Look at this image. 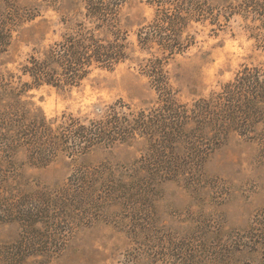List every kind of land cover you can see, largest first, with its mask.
Here are the masks:
<instances>
[{
    "label": "trees",
    "instance_id": "obj_1",
    "mask_svg": "<svg viewBox=\"0 0 264 264\" xmlns=\"http://www.w3.org/2000/svg\"><path fill=\"white\" fill-rule=\"evenodd\" d=\"M20 1L0 0V55L8 51L18 21L32 17ZM78 3L81 20L71 32L26 59L21 73L29 81L0 74V160L6 163L0 165V226L20 229L10 251L3 255L0 249V264H52L82 208L147 206L158 184L201 176L208 156L233 134L264 153V64L244 66L219 91L191 103L176 99L166 70L169 61L196 43L194 24L209 21L221 29L220 16L228 21L235 10L224 15L227 7L217 0H145L153 11L150 20L132 23L124 13L130 0ZM133 26L136 46L147 55L140 69L156 92L149 107L119 101L92 116L63 112L48 117L29 100L32 87H76L94 69L112 70L127 60L128 27ZM123 144L139 148L131 165L76 168L68 182L54 189L27 191L16 171L20 155L45 167L59 158L79 162L98 149Z\"/></svg>",
    "mask_w": 264,
    "mask_h": 264
},
{
    "label": "rangeland",
    "instance_id": "obj_2",
    "mask_svg": "<svg viewBox=\"0 0 264 264\" xmlns=\"http://www.w3.org/2000/svg\"><path fill=\"white\" fill-rule=\"evenodd\" d=\"M223 2L217 0L227 7L224 15L236 12L228 21L220 16L221 29L209 21L194 24L196 43L166 64L182 103L219 91L244 66L264 64V0ZM19 4L32 17L14 27L9 49L0 55V74L25 82L29 78L21 69L26 59L71 32L81 18L78 0ZM124 13L137 23L150 20L153 11L145 0H130ZM128 29L127 60L112 70L94 69L76 87H32L29 100L48 117L63 112L92 116L97 108L119 101L137 109L149 107L156 92L140 69V59L147 55L136 46L137 27ZM138 149L123 144L98 149L79 162L59 158L45 167L20 155L16 171L27 191L54 189L83 166L108 163L122 170L139 158ZM0 165L6 167L1 160ZM116 178L122 179L119 174ZM100 196L98 192L93 198ZM147 199V206L137 210L112 204L82 208L52 264H264V153L257 144L233 134L208 156L201 176L160 183ZM19 238L17 225H1L2 254Z\"/></svg>",
    "mask_w": 264,
    "mask_h": 264
}]
</instances>
